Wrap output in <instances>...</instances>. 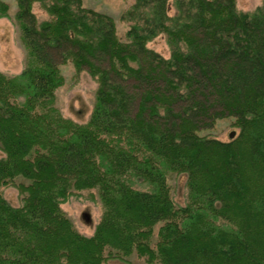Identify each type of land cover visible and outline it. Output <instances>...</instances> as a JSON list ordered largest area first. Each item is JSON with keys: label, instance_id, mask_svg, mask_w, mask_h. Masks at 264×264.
Wrapping results in <instances>:
<instances>
[{"label": "trees", "instance_id": "1", "mask_svg": "<svg viewBox=\"0 0 264 264\" xmlns=\"http://www.w3.org/2000/svg\"><path fill=\"white\" fill-rule=\"evenodd\" d=\"M16 3L27 58L0 70V264H264V0H135L127 41L83 0ZM160 34L169 58L148 47ZM68 62L98 83L86 123L56 106ZM224 117L229 141L201 134ZM171 173L187 175L185 205ZM19 177L16 207L1 189ZM93 189L103 212L87 236L62 204Z\"/></svg>", "mask_w": 264, "mask_h": 264}, {"label": "rangeland", "instance_id": "2", "mask_svg": "<svg viewBox=\"0 0 264 264\" xmlns=\"http://www.w3.org/2000/svg\"><path fill=\"white\" fill-rule=\"evenodd\" d=\"M10 4L9 15L0 17V70L8 75L20 74L26 65L27 51L21 40V31L15 21L17 11L16 0H4ZM135 2V0H83L84 6L111 16L116 23L118 37L127 41L126 32L128 24L123 20V14ZM263 0H237V6L242 11L251 12L262 5ZM34 12L39 20L49 18L41 5H34ZM170 13H174L173 1H170ZM148 47L169 58L171 49L165 34H160L148 43ZM65 77L64 84L56 91V106L66 118L78 123H86L93 111L97 80L87 71L78 72L71 62L60 65ZM233 118L224 117L216 120L211 128L201 132L222 141H229L232 131L239 132L233 125ZM4 154L0 150V157ZM26 180L19 177L14 184L2 187L1 191L5 199L13 206L23 204V194L19 184ZM168 183L174 201L177 205H185L188 201L187 175L183 173H171ZM63 210L72 220L79 232L91 236L99 223L103 208L100 196L96 189L74 192L63 204ZM106 264H147L136 253L124 259L108 258Z\"/></svg>", "mask_w": 264, "mask_h": 264}, {"label": "water", "instance_id": "3", "mask_svg": "<svg viewBox=\"0 0 264 264\" xmlns=\"http://www.w3.org/2000/svg\"><path fill=\"white\" fill-rule=\"evenodd\" d=\"M235 131H232L230 134H229V136H230V138H233L234 136H235Z\"/></svg>", "mask_w": 264, "mask_h": 264}]
</instances>
